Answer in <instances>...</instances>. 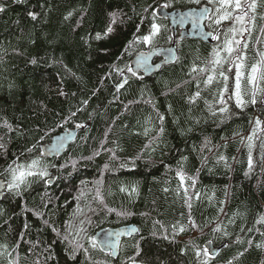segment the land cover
<instances>
[{
    "label": "trees",
    "instance_id": "trees-1",
    "mask_svg": "<svg viewBox=\"0 0 264 264\" xmlns=\"http://www.w3.org/2000/svg\"><path fill=\"white\" fill-rule=\"evenodd\" d=\"M164 3L165 0H0L5 6L0 13V143L5 146L0 149V177L10 179L5 170L14 160L27 163L39 154L54 178L53 184L39 178L32 180L21 196L5 190L0 200V244L8 245L9 251L19 244L11 257L19 264H34L37 258L40 264H130L127 258L135 251L133 238L122 241L117 259L99 248L92 249L86 240L80 242L88 253L79 251L75 259L69 258L71 249L63 236L75 231L78 221L85 217L92 221L84 225L89 236L104 228L138 226L140 233L135 238L144 239L140 240L142 251L137 259L143 258L147 264H196L191 248L181 255L180 249L188 240L200 248L208 241L214 247L224 245L209 264H264V247H256L264 243L260 234L264 224H256L264 215V124L253 136L254 166L245 175L249 154L246 138L252 135L255 117L264 121V113L258 105L241 112L233 102L228 118L219 113L213 116L204 103L205 99L212 100V90L203 91L195 104L188 102V97L197 91L192 78L197 74L190 76V70L194 65L203 66L219 42L177 39L178 59L174 64L150 77L127 73L126 66H130L132 58L148 50L147 46H139L125 52L127 43L138 34L137 27L140 33L148 29L149 19L141 23L144 7ZM188 7L195 5L188 0H174L171 8ZM29 11L38 13V20L32 21ZM257 11L264 14V0H260ZM69 12L72 16L66 20ZM113 12L120 14L114 31L105 39L95 40L96 33L105 31ZM160 20L170 27L167 20ZM261 27L264 20L258 18L251 36L245 34L249 65L258 59V52H264ZM167 45L170 44L160 40L157 47ZM32 58L37 59L36 65L30 63ZM114 65L125 69L128 76V83L119 92L115 85L122 77L113 70ZM197 78L202 81L204 77ZM85 100L87 105L82 103ZM77 108L82 110L76 112ZM70 111L76 115L66 120ZM5 121L15 130L3 127ZM78 125L85 129L62 156L51 159L43 155L42 144ZM161 127L163 133L159 131ZM206 140L210 142L207 147ZM28 149L33 151L29 153ZM113 151L116 159L111 158ZM220 155L226 161H219ZM183 157H187L183 170L196 178L194 189L186 181L189 194L200 193L198 200L194 196L191 200V217L199 227H188L177 237L178 243H170L151 233L157 220L169 233L177 221L188 226L189 210L183 191L177 196L180 185L176 171ZM133 185L138 195L130 197L120 191L122 186L130 189ZM165 188L169 191L165 192ZM97 189L107 208L126 209L133 214L108 213L93 199ZM78 207L83 208L84 216L77 213ZM217 224L222 230L213 232ZM53 227L59 235L52 231ZM156 229L161 231L159 226ZM240 252L244 254L238 256ZM9 259L6 253L0 255V264H8Z\"/></svg>",
    "mask_w": 264,
    "mask_h": 264
},
{
    "label": "snow or ice",
    "instance_id": "snow-or-ice-1",
    "mask_svg": "<svg viewBox=\"0 0 264 264\" xmlns=\"http://www.w3.org/2000/svg\"><path fill=\"white\" fill-rule=\"evenodd\" d=\"M16 3H24L25 0H14ZM174 0H165V3L162 5H156L154 8L152 4L144 7V16H142L141 23L143 24L144 19H149V26L146 32L140 33V27H137V33L134 34L133 39L130 40L126 47L125 52H128L130 49L147 46L148 51L138 52L136 59V67L141 69H147L150 67L149 60L154 54H162L164 49L157 47L160 40H164L170 45H175L177 41L174 40L173 35L171 34L173 29H171L168 24L163 23L157 16V9L161 10V14L164 19L168 18V13L166 9L172 7ZM188 3L195 5L196 7L188 8L187 10L180 11L179 13V23L185 24L191 22L194 28H199L205 38H211L216 40L219 43L215 45L210 53L209 58L203 63V66L194 65L190 70L189 75L193 73L197 75L192 76L196 80V88L191 96L188 97V102L190 104H195L198 98L202 97V92L205 90H212V100H204L205 105L208 108V111L216 116L218 113L224 117L228 118L231 115V109L229 105L234 102V107L240 109L243 112L249 106H259V111L264 113V52H258V59L250 65L247 62L246 50L248 49V42L245 38V34H248V37L251 36L253 29L256 27L257 19L264 20V14L258 13L257 9L260 6V0H188ZM5 11V6L0 4V13ZM27 15L31 18L32 21H36L39 18V14L34 11H29ZM72 16V12H69L65 19L67 20ZM110 20L109 24L106 27L103 33H96L95 40L99 41L105 39L114 31L113 25H115L119 18L120 14L113 12L109 14ZM225 22H229L227 25ZM203 28L210 29V31H203ZM261 35H264V27L260 28ZM182 38V37H181ZM259 42V38H258ZM85 43H88L85 40ZM167 52L171 55L165 56V61L169 59H178L175 56L174 47L167 49ZM22 54V53H19ZM30 63L36 65L38 63L36 58H32ZM160 65H156L159 67ZM113 70L116 74L122 77V80L117 81L115 88L119 92L120 89L128 83V76L125 75V69H121L118 66L114 65ZM127 73H130L131 76L137 77L138 73L131 66H126ZM203 76V80L198 79V76ZM201 83L203 87H201ZM179 87V86H178ZM63 94V93H61ZM84 105H87V101H82ZM218 106V107H217ZM82 109L77 108L76 112L81 111ZM76 112L70 111L69 116L66 120L71 119L72 116L76 115ZM163 119V117H161ZM223 122V121H221ZM251 122V121H250ZM264 124V121L261 120L260 116L255 117V127L253 128L252 135H249L246 139L248 140V171L245 172L247 176L249 172L253 169V156H252V141L253 136L255 135L256 129L260 128ZM6 127L9 131H14L15 129L7 121L2 125ZM83 127V125H78ZM145 129V133H147ZM160 133H163L164 129L160 128ZM2 139V138H0ZM244 138H242L243 141ZM210 142L205 141V147L208 146ZM264 147V145H262ZM4 144L0 143V149H4ZM209 151L212 149L209 148ZM33 149H28V152L31 153ZM98 154V153H96ZM112 159H116L115 152L112 153ZM86 159H92V157H86ZM205 159H207L205 157ZM187 157L182 158L181 166L176 171V177L179 179L180 187L177 188V196L180 195L181 190L183 191L184 204L188 208V226L177 221L172 224L171 232L169 233L168 228L161 221H154V227L151 235L154 237L159 235L164 240H168L170 243H178L177 237L180 234L185 233L188 230V227L198 228L199 226L191 217V200L193 196L198 200L200 198L199 192H194L192 195L189 194V186H186V181H190V187L194 189L196 184V178L189 176L183 170V161H186ZM219 161H226V157L220 155L218 157ZM75 162H73L72 167L75 168ZM63 167V166H61ZM108 165L105 164V168ZM120 167H125L124 164H121ZM10 179H6L4 183H0V190H6L9 193H12L15 196H21L23 191L29 187L32 183V180L39 178L44 180L45 183H48L51 179L48 167L42 164L39 154L36 158H31L30 162H18L14 160L11 164L8 165L5 170ZM32 178V179H30ZM47 178V179H45ZM121 192H127L131 197L133 194L138 195V189L133 185L130 189L122 186L120 188ZM165 192H168L169 189L165 188ZM96 202L102 204L104 208L107 209L108 213L115 212L117 216H129L133 213L125 210H116L112 208H107V205L104 204V198L100 193V190H96V195L93 198ZM103 210V209H102ZM222 210V209H221ZM90 212L95 213V209L89 208ZM77 213L81 216H84L83 208L78 207ZM37 216H40V213H36ZM141 215H147L146 213H141ZM183 215V214H181ZM232 222L231 220L229 221ZM44 223L47 225L48 221L45 220ZM91 224V218L85 217L78 221V227L75 231H70L63 236V240L69 244L71 249L70 259H75L79 251H84L85 254L88 253V248L85 247L84 243H81V240H86L87 244L92 249L99 248L101 251H104V248L100 247L96 243L94 236L87 235V230L84 227L85 224ZM256 224H264V215H261L257 220ZM156 226H159L160 232H157ZM28 225L25 224V228ZM222 230L221 225L217 224L215 228L212 229L213 232H220ZM252 229H249L251 231ZM52 231L57 232L55 227L52 228ZM243 231V228L241 229ZM259 231V229H257ZM140 229L136 227H130L126 233H116L115 240L106 244V247L110 249V254L115 256L118 249L120 248L119 237L121 235H127L132 237L135 241L132 244V247L135 249L132 256L127 258V261L130 264H147V261L141 257V247L140 240H143L144 237L140 236L137 240L135 235H138ZM83 234V235H82ZM264 236V232L260 233ZM59 235V232H57ZM112 234H109L111 236ZM224 235H228L227 231H224ZM21 239H23V234H21ZM208 244H211L212 241H208ZM249 246L252 245V241H248ZM19 244H17L12 251L18 249ZM257 248L264 247V243H257ZM191 248L194 251V259L196 264H209L210 260L214 258L217 254L216 251H210L208 247L200 248L193 244L192 240H188L183 247H181V255L187 253ZM12 251H9V246L0 244V255L5 253L10 257L8 264H19L18 259H12ZM31 251V250H30ZM247 251V249H245ZM244 253H238V256H242ZM51 257H46L45 259H50ZM235 259V258H234ZM34 264H40V259L37 258L34 261ZM228 264H232V261H229Z\"/></svg>",
    "mask_w": 264,
    "mask_h": 264
},
{
    "label": "water",
    "instance_id": "water-1",
    "mask_svg": "<svg viewBox=\"0 0 264 264\" xmlns=\"http://www.w3.org/2000/svg\"><path fill=\"white\" fill-rule=\"evenodd\" d=\"M188 8H193V7H188ZM188 8H185V9H179V8H173L172 9L171 8V9L163 10L169 14L168 18L165 20L169 21L170 28L173 29L172 35L174 37V40L177 41V39H178L180 41H183L186 39H191V40H200V41H203L205 43L212 44L214 42V40H212L211 38H205L203 36L202 31L199 28H194L190 21L183 24V25L179 23L180 11L187 10ZM157 16H158V18L164 19L163 15L161 14V10H159V9H157ZM203 31H209V30L207 28H203ZM170 47H174L175 56L178 57V48H177V43H176L175 45H167L164 47H159L161 49H164V52L162 54L152 55L150 60H149L150 67H148L146 70L136 67L137 55H135L132 58V60L130 61V66L134 70H136L138 74H142L143 77H150L153 74L160 71L163 67L170 66L177 61V59H169V60L165 61V59H164L165 56L171 55L170 53L167 52V49ZM146 51H148V50H146ZM146 51H143V52H146ZM156 65H160V66L156 67ZM84 129H85V127L76 126L74 128L66 129V130L60 132L59 134H56L55 136H53L51 138V140L49 142L41 145V150L43 151V155L45 157H48V158L62 156L67 151V149L72 145V143H74L76 141L79 132L83 131ZM53 181H54V178H52L49 181V183L53 184ZM4 182H5V180L0 178V183H4ZM4 193H5V190H0V200L3 198ZM130 227L138 228V226H136L135 224H127V225L113 227V228L101 229V230L97 231L94 235L96 243L98 245H100V247L104 248V251H102V252L109 254L113 259H115L119 254L120 248L118 249L117 254L115 256H113L110 254V249H108L106 247V244L115 240V238H116L115 234L116 233H126ZM109 234H112V235L109 236ZM134 235L138 236L139 234L138 235L134 234ZM130 238H132V237H129L127 235H121L119 237L120 246H121V243L123 240L130 239ZM205 247H208L210 249V251L214 250L217 252V254L214 256V258H215L216 256H218V254L220 253V251L224 247V245L222 247H214L213 244L206 243Z\"/></svg>",
    "mask_w": 264,
    "mask_h": 264
},
{
    "label": "bare ground",
    "instance_id": "bare-ground-1",
    "mask_svg": "<svg viewBox=\"0 0 264 264\" xmlns=\"http://www.w3.org/2000/svg\"><path fill=\"white\" fill-rule=\"evenodd\" d=\"M187 40V39H186ZM184 41V40H183ZM142 76V75H141ZM70 128V127H69ZM69 128H67V129H69ZM62 132V131H61ZM58 134V133H57ZM56 135V134H55ZM45 158V157H44ZM52 159V158H51ZM1 179H2V177H0ZM5 179V178H4ZM5 181H6V179H5ZM5 195V194H4ZM2 200V199H1ZM226 244V243H225ZM109 255V254H108ZM117 259V258H116Z\"/></svg>",
    "mask_w": 264,
    "mask_h": 264
},
{
    "label": "rangeland",
    "instance_id": "rangeland-1",
    "mask_svg": "<svg viewBox=\"0 0 264 264\" xmlns=\"http://www.w3.org/2000/svg\"><path fill=\"white\" fill-rule=\"evenodd\" d=\"M119 251H120V249H119Z\"/></svg>",
    "mask_w": 264,
    "mask_h": 264
}]
</instances>
